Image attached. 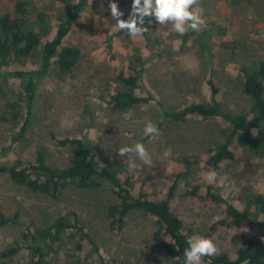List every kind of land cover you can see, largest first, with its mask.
Segmentation results:
<instances>
[{"label":"rangeland","instance_id":"374dc122","mask_svg":"<svg viewBox=\"0 0 264 264\" xmlns=\"http://www.w3.org/2000/svg\"><path fill=\"white\" fill-rule=\"evenodd\" d=\"M19 0H0V15L12 11ZM33 10L51 11V25L55 30L57 15L64 7L55 0H28ZM79 1V0H74ZM127 19L132 0H115ZM110 0H88L65 43L78 46L81 62L74 78L59 80L50 71L37 87L29 132L24 140L11 141L10 126L0 122V165H11L16 160L32 161L38 149H43L46 160L54 166L69 164L70 152L55 143L52 134L87 135L95 148L117 141L120 148L136 142L145 145L152 161H160L168 170L164 193L174 178L178 158L182 155L206 151L224 140L223 131L228 124L221 118L192 117L184 121L165 119L164 109L182 108L192 102L210 101L208 79L219 86V99L224 109L246 113L251 100L243 90L242 68L257 67L264 60V0L235 6L231 0H199L197 6L207 22L200 31L185 35L171 31V25L159 26L153 18L145 27L142 37H130L115 27L108 7ZM141 68L139 91L150 99L147 103L127 111L109 108L103 101L119 87L116 79L131 64ZM39 55L28 58L23 67L38 69ZM23 81L9 77L0 82V91L17 98L23 91ZM3 100L0 101V105ZM159 129L158 136L143 134L147 122ZM167 153V155H165ZM128 158V156L126 155ZM136 168L144 164L133 155ZM258 172L239 182L233 168L222 164L209 167L204 162L192 176L193 184L208 183L204 174L215 170L218 185L226 196L238 204L243 194V184L251 186L253 193H264V157L256 159ZM239 182V183H237ZM117 199L112 185L104 182L96 188L67 186L58 198L35 192L15 183L6 172H0V206L6 214L18 213L21 225L0 227V251L22 239L23 224L34 222L39 226L54 222L61 214L75 209L85 219L91 233L98 240L106 257L123 264H146L153 256V233L156 220L143 212L133 211L127 216L124 228L111 230L108 207ZM189 226H199L200 221L214 222L224 218L225 204H211L206 210L194 198L183 196L172 204ZM258 238L255 230L242 229ZM238 229H220L211 238L217 253L232 248L231 237ZM28 258V251L0 264H20Z\"/></svg>","mask_w":264,"mask_h":264},{"label":"trees","instance_id":"16d2710c","mask_svg":"<svg viewBox=\"0 0 264 264\" xmlns=\"http://www.w3.org/2000/svg\"><path fill=\"white\" fill-rule=\"evenodd\" d=\"M254 0H231L235 6ZM88 0H55L64 7L57 15L55 30L51 25V11L33 10L31 2L19 0L12 11L0 15V82L9 77L23 81L24 90L17 98L0 91V122L10 126L11 141L24 140L29 132L33 102L38 84L51 70L61 81L74 78L81 62L78 46L65 43ZM40 57L38 69L23 67L35 55ZM141 68L131 64L130 69L117 76L119 87L108 97L107 106L117 111H127L148 102V96L139 91ZM243 90L251 100V109L234 114L224 109L219 99V86L213 78L207 83L211 90L210 101L192 102L182 108L164 109L165 119L184 121L192 117L221 118L228 126L223 131L224 140L206 151L182 155L174 170V178L165 192L168 170L160 161L151 166L129 170L128 158L121 157L120 145L110 141L95 148L87 135L52 134L55 143L70 152L69 164L54 166L47 162L43 149H38L32 161L16 160L11 165H0L18 184L35 192L58 198L69 185L79 188H96L104 182L112 185L117 201L108 207L109 226L113 231L124 228L130 212L140 211L157 222L153 233V256L146 264H185L184 250L193 236L212 238L220 229H238L232 235V248L202 258V264H264V193H253L251 186L243 184L240 207L226 196L221 188L207 184L205 191L200 183L193 184L196 168L204 162L218 168L227 164L239 182L258 172L256 159L264 157V60L257 67L242 68ZM237 182V183H239ZM189 196L207 209L211 204H225L224 218L199 226H189L172 208L176 199ZM18 213L6 214L0 206V227L21 225ZM22 239L0 251V260H11L28 251V258L20 264H123L106 257L98 240L91 233L85 219L72 209L59 215L54 222L39 226L34 222L23 224ZM242 229L255 230L258 238L249 236Z\"/></svg>","mask_w":264,"mask_h":264},{"label":"clouds","instance_id":"9594fccd","mask_svg":"<svg viewBox=\"0 0 264 264\" xmlns=\"http://www.w3.org/2000/svg\"><path fill=\"white\" fill-rule=\"evenodd\" d=\"M198 4L199 0H132L127 19L122 18L124 13L115 0H110L108 7L112 19L116 21L115 27L127 32L130 37H142L148 31L145 27L146 18L148 23H152L154 18L159 26L171 25V31L183 36L190 30L198 32L201 27L207 26L202 12L197 8ZM143 134L153 137L158 136L160 132L158 127L149 121L144 126ZM118 154L121 157L128 156L129 170L136 167L133 155L146 165L152 164L151 156L141 142L121 147ZM217 176L215 170H210L204 174V179L211 184L217 181ZM187 244L188 247L184 250L185 264H202L203 257L213 256L218 251L214 241L203 236L189 237Z\"/></svg>","mask_w":264,"mask_h":264}]
</instances>
